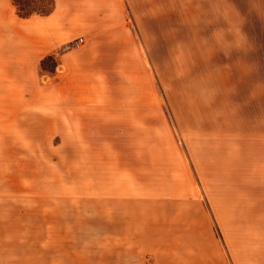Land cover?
<instances>
[{"label": "rangeland", "instance_id": "1", "mask_svg": "<svg viewBox=\"0 0 264 264\" xmlns=\"http://www.w3.org/2000/svg\"><path fill=\"white\" fill-rule=\"evenodd\" d=\"M109 10L139 37L0 40V264H124V225L180 205L264 264V0Z\"/></svg>", "mask_w": 264, "mask_h": 264}, {"label": "crops", "instance_id": "2", "mask_svg": "<svg viewBox=\"0 0 264 264\" xmlns=\"http://www.w3.org/2000/svg\"><path fill=\"white\" fill-rule=\"evenodd\" d=\"M130 1L56 0L49 15L23 18L18 15L13 0H0V40L6 39L7 31L14 25L31 24L37 38L47 41L40 60L52 54L63 40L74 39L78 33L95 41L135 39L139 37H135L137 32L125 26L129 21L118 22L115 11L109 10L129 5ZM89 50L93 55L92 72L101 71L95 66L98 49ZM182 208L180 205L155 211L152 215L156 218H150L152 224L124 225L120 230L125 233L122 241L133 245L126 247L120 257L124 264H251L249 256L241 255L235 246L230 248V242L222 239L215 224L173 223L169 217L181 216L185 212ZM142 214L148 215L144 211Z\"/></svg>", "mask_w": 264, "mask_h": 264}, {"label": "trees", "instance_id": "3", "mask_svg": "<svg viewBox=\"0 0 264 264\" xmlns=\"http://www.w3.org/2000/svg\"><path fill=\"white\" fill-rule=\"evenodd\" d=\"M14 4L17 6L18 9V15L23 18H28L34 15L39 16H46L49 15L55 8L56 0H51L48 3H44L42 7L38 9H31L27 5H23L19 0H13ZM52 55L48 56L47 58H51ZM46 58V59H47ZM45 59L42 61V64L44 63Z\"/></svg>", "mask_w": 264, "mask_h": 264}, {"label": "built area", "instance_id": "4", "mask_svg": "<svg viewBox=\"0 0 264 264\" xmlns=\"http://www.w3.org/2000/svg\"><path fill=\"white\" fill-rule=\"evenodd\" d=\"M75 44L77 45V47H81L84 44L83 37H79L78 39H76Z\"/></svg>", "mask_w": 264, "mask_h": 264}]
</instances>
